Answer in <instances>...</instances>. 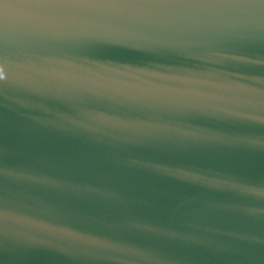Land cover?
Listing matches in <instances>:
<instances>
[{
  "label": "water",
  "instance_id": "1",
  "mask_svg": "<svg viewBox=\"0 0 264 264\" xmlns=\"http://www.w3.org/2000/svg\"><path fill=\"white\" fill-rule=\"evenodd\" d=\"M0 264H264V0H0Z\"/></svg>",
  "mask_w": 264,
  "mask_h": 264
}]
</instances>
